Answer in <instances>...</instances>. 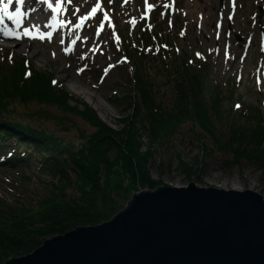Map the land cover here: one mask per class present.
Returning a JSON list of instances; mask_svg holds the SVG:
<instances>
[{
  "label": "rangeland",
  "instance_id": "374dc122",
  "mask_svg": "<svg viewBox=\"0 0 264 264\" xmlns=\"http://www.w3.org/2000/svg\"><path fill=\"white\" fill-rule=\"evenodd\" d=\"M102 1L101 13L94 18L85 19L87 24L93 27L90 35L92 37L86 39L90 40L88 43H92L91 48L88 46L84 52H79L80 48L75 49L72 52V60L69 61L60 56L58 58L59 47H45L36 43L31 51L36 50L34 53L42 55L31 58V51L9 48L11 44L1 42L0 74L6 77L9 83L14 80L12 77H18L17 75L29 80L36 71L49 75L52 81L58 83L53 87L59 89L61 84V90L72 99L69 102L71 107H75V101L80 112L82 104L87 105L99 121L119 131L123 127V123L119 121L120 117L131 113V110L125 107L131 104L130 97H133L134 79L137 77L132 78V73L135 62L138 61V53L133 50L134 45L131 43L136 42L139 37L137 28L146 27L150 32L153 27L152 31L159 33L157 37H161L160 43L166 45V50L173 48L175 53H182L181 57L196 68L201 61H205L204 69L209 72L210 79L218 87V90L208 93L207 98L212 99L218 95L221 99V113L212 115L215 127L210 134L188 122L178 128L175 137L168 143L152 141L150 144L147 139L142 140L140 152L150 154L147 169L153 186L156 188L161 184L170 188H181L193 182L202 188L220 187L223 190L238 192L247 190L264 198V174L261 170L264 167L249 161L235 160L231 152L234 143L229 140L232 133L262 123L257 116L247 122L241 114L248 115L249 110L257 111L262 114L264 120V47L263 53L260 54L261 36L257 21L258 8L264 9V0H228V4L226 0H222L221 7L220 0ZM3 6L7 7V4ZM74 6L79 9L83 7L77 0H74ZM9 8L10 6L7 7L8 11ZM72 24L79 33L80 30L75 24L82 28L86 23L78 19ZM263 24L264 20L261 21V25ZM94 29L103 34L99 42H95ZM83 33L86 34L84 31ZM236 37L242 41L236 42ZM99 44L102 48L95 51ZM123 46L128 49L126 54L130 59L119 52L124 51ZM123 55L128 58L130 64L124 63ZM179 62L181 59L178 63L170 64V67L179 65ZM19 64L23 68H19L18 74L15 66L19 67ZM157 64L156 60L148 58L139 63V67L147 82L159 85L160 89L165 91H159L165 93L162 99L164 106H171L175 98L172 97L174 95L168 80L162 78L164 75H155L154 67ZM82 67L85 69L84 73L81 72ZM61 70L64 74L60 73ZM170 74L174 75L172 71ZM79 92L83 93L82 96L76 94ZM114 94L117 100L112 98ZM235 104L240 105V109H235ZM10 112L11 118L8 121L44 131L52 138L62 139L65 144H71L75 148L80 147L82 134L89 137L96 132L80 115L64 113L54 107L39 106L36 103H13ZM9 172L4 170L0 177L2 224L11 222L8 213L22 204L19 191L23 189L15 185L12 178L14 171L10 172L11 174ZM35 189L36 187L32 186L26 191H34L31 197L37 193L36 196L39 194L40 198L43 192H35ZM152 190L138 188L133 191L128 201L136 193ZM2 206L11 209L7 213L6 209L9 208ZM52 237L54 236L46 235L37 238L41 243L39 247Z\"/></svg>",
  "mask_w": 264,
  "mask_h": 264
},
{
  "label": "trees",
  "instance_id": "16d2710c",
  "mask_svg": "<svg viewBox=\"0 0 264 264\" xmlns=\"http://www.w3.org/2000/svg\"><path fill=\"white\" fill-rule=\"evenodd\" d=\"M141 37L144 46H149L151 37L146 34ZM154 51L151 49L147 53L138 54L133 74L134 78L137 76L133 87L145 99L146 114L142 120L134 119L132 123L125 124L118 133L99 121L87 105L82 104L80 112L75 101V107H71L69 102L72 99L64 91L54 88L49 75L36 71L28 80L13 73L18 77H12L14 80L9 83L0 74V168L2 172H12L19 166H24L22 164L29 165L33 155L36 156L33 160L37 164L35 170L29 172L30 178L27 177L28 172H24L20 182L32 180L35 192H43L40 198L39 194L32 196L36 199L33 206L24 200L16 210L9 213L11 208L2 206L9 208L6 210L12 221L6 224L0 222V264H4L12 255H24L39 247L41 243L37 238L63 234L77 226H95L107 221L124 207L133 191L138 188H155L147 169L150 154L140 152V132L137 126L147 133L151 141L161 144L167 143L180 128L179 124L188 119L196 121L206 134L213 132V118L208 111L219 110L221 99L218 95L212 99L207 98V94L218 90V87L204 69L205 64L196 68L174 51L172 58L170 53L152 56ZM148 58L157 59L155 75H164L162 78L167 79L171 86L172 97L175 99L169 112L159 114L158 108L163 106L162 99L154 104L150 102V99L160 94L159 91H165L159 85L144 79L139 63ZM180 59L179 65L170 67V64L178 63ZM15 67L16 71L23 68L21 64ZM231 96L233 97L232 93ZM13 103H36L39 106L54 107L64 113L78 114L97 130L89 137L82 134V143L75 148L71 144H65L62 139L52 138L44 131L8 121ZM258 114L257 111L249 110L247 116L258 118ZM249 128L231 134L229 140L234 143L231 152L235 160L253 162L263 168L264 148L261 145L264 144L255 138V135L262 137V134ZM40 156L42 162L38 166ZM261 170L264 174V169ZM41 174L46 175L47 179L37 177ZM70 191L73 193L69 197L67 193Z\"/></svg>",
  "mask_w": 264,
  "mask_h": 264
},
{
  "label": "water",
  "instance_id": "95a60500",
  "mask_svg": "<svg viewBox=\"0 0 264 264\" xmlns=\"http://www.w3.org/2000/svg\"><path fill=\"white\" fill-rule=\"evenodd\" d=\"M5 264H264V200L193 183L142 191L109 221Z\"/></svg>",
  "mask_w": 264,
  "mask_h": 264
},
{
  "label": "bare ground",
  "instance_id": "6f19581e",
  "mask_svg": "<svg viewBox=\"0 0 264 264\" xmlns=\"http://www.w3.org/2000/svg\"><path fill=\"white\" fill-rule=\"evenodd\" d=\"M77 1L82 3V6H83L82 8L80 9L76 8L74 6V0H22L21 4L19 0H0V46L2 45L1 42H4L7 44H11V46H8L9 48H13L16 50L24 48V50H27V51L33 50V47L35 46L36 43L43 45L45 47L54 46L56 48L57 47L60 48V54L57 53L58 58L60 56L61 58H66L69 61L72 60V52L75 49L80 48L79 52H84L88 46H90V48L92 47L91 46L92 43L90 44L87 42L90 40H86V39L92 37L90 35H91V29L93 27L92 25L87 24L85 19L88 20L90 18H94L97 14H100L102 10V6H103L102 0H85V1L77 0ZM5 3L7 4V7L10 6L9 11L7 10V7L3 6ZM57 4H59V7H57ZM97 4H99V8L95 12V14H92V9L96 8ZM49 5H51V7H49ZM78 19L84 20V22L87 24V25L85 24V26H83L82 28L78 27L77 24H75L77 28L80 30L79 33L77 32L78 30L75 29V26L72 24ZM83 31L86 32V34L83 33ZM95 31H96L94 32L96 35L95 42H99L101 41L103 34L101 32H98L97 30ZM101 48L102 47L100 45L95 51H98ZM34 51H31V54H30L31 58L32 57L34 58L38 55H42V53L36 54L34 53ZM84 70L85 69L82 67L81 72L84 73ZM60 73L64 74L63 70H61ZM98 79L100 81L99 77ZM53 84L57 85L58 83H53ZM59 85L62 87L61 84ZM60 86L58 88L61 91ZM76 94L79 96H82L83 93L79 92ZM114 96L116 95L114 94L112 98L114 100H117L115 99ZM164 96H165V93L161 92L157 96L153 97V99H150V102L152 104L157 103V101L163 99ZM124 97L125 96H122V98ZM130 99H131V104L126 105L125 108L128 110H131V113L129 115L120 117L119 119V121L123 123V127L125 126V124L132 123L134 119L142 120L141 118H143L144 115L146 114L145 109H144L146 106L145 99L142 96H139V92H137L136 88L134 89L133 97H130ZM192 107L195 108V106H192ZM171 108L172 106H164V103H163V106L158 108L159 114L167 112V111L169 112ZM211 110H209L208 113L214 116H217L218 113L221 111V110H215V112H213ZM246 115H247L246 113L245 115L241 114V116L244 117L247 122H250L252 120V117L246 116ZM221 117L226 118V116L225 117L221 116ZM164 120H166V118ZM258 120H260V122L262 121V123L254 124L249 129H251L253 132L261 133L262 137L255 135V138H258L259 141H261V143L264 144V138H263L264 137V126H263L264 120L262 119L261 113L258 114ZM188 122H192L194 126H197L199 128L197 122L194 121L193 119H188L186 120V122H183V123L181 122V124L179 125L181 127L182 125ZM211 125H213V128L215 127L213 122ZM107 127L115 133L120 132L121 129L123 128V127L120 128V130L118 131V130L112 129L109 126ZM137 127L139 128V132H140L139 142H140L141 149L143 146L142 140L144 138L147 139V141L150 144H152V141L150 140V138L145 135V133L142 131V129L139 126ZM176 132L173 138L175 137ZM169 141L170 140H167V143ZM261 148H264V145H261ZM35 158L36 156L34 157L33 155V160ZM33 160H31V163L27 166H25V164H22L24 166H19L16 170H14V173H12V177L15 179V184L20 186L23 189L19 191V193H21L20 202L24 203L23 201L25 200L28 204H30V206L35 205L34 202L36 199L31 197L34 191L30 192V191H26V189L32 187L33 182L32 180L30 182H20V177L22 176L24 172L26 173L28 172L27 177L30 178L31 174L29 172H32L33 170H35V166L37 165L36 163H34ZM41 162H42V157L40 156L38 157V166L41 165ZM15 163H18V161H16ZM40 176L44 179H47L46 175L41 174V175H38L37 177H40ZM0 177H2L1 168H0ZM193 186L197 188H202V187L196 186L195 183H193ZM159 187L162 188L166 186L159 184L158 187H156L155 189ZM187 187L188 185L183 186L181 188H187ZM167 188H170V187H167ZM207 188L223 190V189H220V187H207ZM207 188H202V189H207ZM228 190H223V191L228 192ZM230 191H233V190H230ZM67 194L69 197L71 196L70 192H68ZM35 196L36 194L34 195V197ZM15 199L18 200V197H16ZM127 202L125 203L124 207L120 209L118 212H120L121 210L125 208ZM118 212H116L113 216H115ZM35 215L36 214L34 213V217ZM107 221H104V222H107ZM95 226H77V227L82 228V227H95ZM75 228H73L72 230L65 231V233L73 231ZM54 236H57V235H54ZM20 257H22V255H12L5 262H7L8 260H11V258L19 259Z\"/></svg>",
  "mask_w": 264,
  "mask_h": 264
},
{
  "label": "snow or ice",
  "instance_id": "6c2138e0",
  "mask_svg": "<svg viewBox=\"0 0 264 264\" xmlns=\"http://www.w3.org/2000/svg\"><path fill=\"white\" fill-rule=\"evenodd\" d=\"M19 2H22V0H19ZM49 7H51V5H49ZM57 7H59V4H57ZM99 8V4H97L96 8L92 9V14H95V12L98 10ZM105 19H107V17H105ZM79 27V25H77ZM239 107V105L237 106Z\"/></svg>",
  "mask_w": 264,
  "mask_h": 264
}]
</instances>
